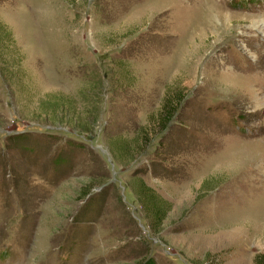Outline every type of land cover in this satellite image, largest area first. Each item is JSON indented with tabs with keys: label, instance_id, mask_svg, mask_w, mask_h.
<instances>
[{
	"label": "rangeland",
	"instance_id": "374dc122",
	"mask_svg": "<svg viewBox=\"0 0 264 264\" xmlns=\"http://www.w3.org/2000/svg\"><path fill=\"white\" fill-rule=\"evenodd\" d=\"M150 257L264 261V0H0V264Z\"/></svg>",
	"mask_w": 264,
	"mask_h": 264
},
{
	"label": "trees",
	"instance_id": "16d2710c",
	"mask_svg": "<svg viewBox=\"0 0 264 264\" xmlns=\"http://www.w3.org/2000/svg\"><path fill=\"white\" fill-rule=\"evenodd\" d=\"M148 142H149V139H146L145 142H142V140L141 141L137 140L136 142L131 143L129 148H128L130 150V153H131V158L137 157V155L145 149ZM148 196L151 197V194H148ZM153 262L154 261L151 260V257H150L149 260H147L146 263H144V264H153ZM256 263L264 264V261L261 260L258 262V259H257Z\"/></svg>",
	"mask_w": 264,
	"mask_h": 264
}]
</instances>
